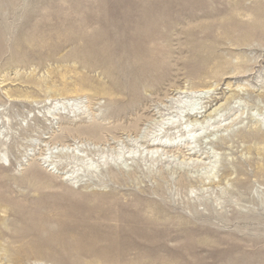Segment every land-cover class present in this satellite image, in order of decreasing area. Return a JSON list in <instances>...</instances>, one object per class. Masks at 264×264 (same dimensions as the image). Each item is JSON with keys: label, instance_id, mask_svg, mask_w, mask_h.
<instances>
[{"label": "rangeland", "instance_id": "rangeland-1", "mask_svg": "<svg viewBox=\"0 0 264 264\" xmlns=\"http://www.w3.org/2000/svg\"><path fill=\"white\" fill-rule=\"evenodd\" d=\"M261 124L264 0H0V264H264Z\"/></svg>", "mask_w": 264, "mask_h": 264}, {"label": "bare ground", "instance_id": "bare-ground-1", "mask_svg": "<svg viewBox=\"0 0 264 264\" xmlns=\"http://www.w3.org/2000/svg\"><path fill=\"white\" fill-rule=\"evenodd\" d=\"M97 25V24H96ZM98 32V31H97ZM105 35V34H104ZM102 37V35H100ZM104 37V36H103ZM97 41V40H96ZM100 41V40H99ZM98 42V41H97ZM111 42V41H110ZM103 43V42H102ZM100 45V44H99ZM105 45V44H104ZM194 111V110H193ZM87 118V117H86ZM197 118V117H196ZM88 119V118H87ZM259 127L264 130V126L261 124L259 125ZM95 200V199H94ZM126 216V215H125Z\"/></svg>", "mask_w": 264, "mask_h": 264}]
</instances>
